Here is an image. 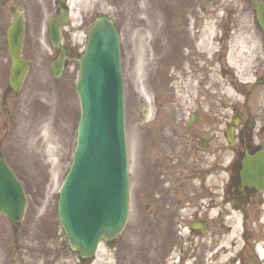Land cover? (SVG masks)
Masks as SVG:
<instances>
[{"label":"rangeland","instance_id":"rangeland-1","mask_svg":"<svg viewBox=\"0 0 264 264\" xmlns=\"http://www.w3.org/2000/svg\"><path fill=\"white\" fill-rule=\"evenodd\" d=\"M35 1L45 6L42 0ZM78 3L79 6L71 8V27H76L81 12L106 15L120 34L130 177L128 220L122 233L112 242H101L89 260H79L68 249L58 222L57 200L71 162L79 119L75 90L78 66L74 60L69 61L62 74L53 78L52 56L48 59L40 54L26 55L30 67L25 81L17 93L6 97L10 60L2 34L12 16L0 7V155L22 181L27 196L24 217L15 231L0 215V264H159V261L163 264L162 258L167 255L165 264H200L199 235L163 231V237L156 231L152 188L162 182L164 172H171L167 165L163 166L162 155L171 153V132L181 122L172 112L171 88L175 85L176 101L186 110L193 109L186 97L189 92L201 94L205 127L210 119L216 118L206 111L216 112L221 96L224 101L233 102L234 92L227 82H222L219 69H229L235 76L236 68L239 72L247 63L243 45L247 38L243 31L250 26L249 15L243 8L245 3L243 0H79ZM196 27L201 30L195 41ZM76 33L70 45L75 57L85 43V32L80 29ZM200 41L205 53L195 63L203 66L202 72L196 74L199 82L190 73L191 56L186 47ZM43 42L40 47H47ZM178 60L182 65L177 69ZM227 79L235 82L234 77ZM140 174L144 181L142 190Z\"/></svg>","mask_w":264,"mask_h":264},{"label":"flooded vegetation","instance_id":"flooded-vegetation-1","mask_svg":"<svg viewBox=\"0 0 264 264\" xmlns=\"http://www.w3.org/2000/svg\"><path fill=\"white\" fill-rule=\"evenodd\" d=\"M78 1L49 0L47 3L42 0L44 6L35 0H0V7L11 13L10 20L14 12L21 9L23 56L40 54L48 59L53 56L51 61L63 51L66 62L74 56V48L70 47L72 35L80 29L85 32L95 18V14L90 16L81 12L76 27H71V8L76 4L79 6ZM243 2L250 26L243 31L247 38L243 44L247 63L239 72L236 68L235 76L229 69H219L222 82H227L234 92V100L224 101L221 96L217 111H206L216 118L210 119L205 127L201 94L189 92L186 97L193 109L186 110L180 101H176L178 90L175 85L171 88L172 94L169 89L172 112L181 122H177L180 127L171 132V153L162 155L163 166L167 165L171 172H164L162 182L152 188L156 231L179 234L186 231L199 235L200 264H264V33L256 20L255 4L252 0ZM59 12L68 13L67 18L63 20ZM50 17L56 19L61 29V47L51 45ZM200 30L195 28V41ZM2 36L5 39L4 32ZM42 42L47 47L41 48ZM197 44H188L186 50L191 56L190 73L200 82L196 74L202 72L203 66L198 67L195 63L201 61L204 50H199ZM181 65L178 60L175 67L178 69ZM230 77H234L235 82L227 79ZM7 93L6 97L11 93L10 88ZM254 156L260 159H252ZM143 183L140 174L141 190ZM11 227L15 231L16 226ZM161 236L165 237L163 233ZM164 257L163 264L169 255Z\"/></svg>","mask_w":264,"mask_h":264},{"label":"water","instance_id":"water-1","mask_svg":"<svg viewBox=\"0 0 264 264\" xmlns=\"http://www.w3.org/2000/svg\"><path fill=\"white\" fill-rule=\"evenodd\" d=\"M256 9L257 20L264 30V5L258 4ZM52 26L50 37L56 44L59 31ZM22 35L23 19L16 12L13 24L6 29L11 59L8 84L15 91L28 69L20 52ZM77 62L80 117L72 161L59 192L58 216L70 249L91 256L99 240L112 239L121 233L128 214L119 34L111 19L105 16L94 19ZM62 66L60 55L52 63L54 77L60 74ZM25 204L20 182L0 157V213L16 223Z\"/></svg>","mask_w":264,"mask_h":264},{"label":"bare ground","instance_id":"bare-ground-1","mask_svg":"<svg viewBox=\"0 0 264 264\" xmlns=\"http://www.w3.org/2000/svg\"><path fill=\"white\" fill-rule=\"evenodd\" d=\"M202 42H199L198 44H197V48L199 49V50H202L203 48H202Z\"/></svg>","mask_w":264,"mask_h":264}]
</instances>
